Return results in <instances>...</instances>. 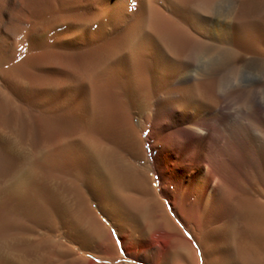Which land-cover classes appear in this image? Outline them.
Masks as SVG:
<instances>
[{
    "label": "bare ground",
    "instance_id": "1",
    "mask_svg": "<svg viewBox=\"0 0 264 264\" xmlns=\"http://www.w3.org/2000/svg\"><path fill=\"white\" fill-rule=\"evenodd\" d=\"M260 16L0 0V264H264V70L229 80L264 58Z\"/></svg>",
    "mask_w": 264,
    "mask_h": 264
},
{
    "label": "rangeland",
    "instance_id": "2",
    "mask_svg": "<svg viewBox=\"0 0 264 264\" xmlns=\"http://www.w3.org/2000/svg\"><path fill=\"white\" fill-rule=\"evenodd\" d=\"M242 1H243V9L246 12L247 11H248V13L254 12V13H257L258 15H261L260 16V19H261L262 22H264V20H263L264 19V1H262V0H253V1H251V0H242ZM257 1H259V2H257ZM239 64H244L246 68L252 69V70H264V58H260V57H251L250 55H243L240 58V60H239ZM246 98H247L246 94H243V104L244 105L247 103ZM2 103H3L2 106H4L5 104L7 105L8 103L10 104V99L7 100V102H5V100H3ZM23 103L25 104V102H23ZM245 106H247V104ZM30 108H28V109L30 110V114L32 116L31 123L25 125L26 127L25 126L23 127L21 124H19V126L17 128H19L20 131H23V128H27L28 127L26 130L24 129V131H26V133L28 131L31 132L30 134H32V135H30V139L32 141H34V143L40 144L42 141L45 140V138H47V134H48L47 132H49L48 131V126H47V123L46 122L40 121L39 119H35L36 117H34V116L35 115H39V114H37L38 112L36 110V107L34 108L33 106H31ZM12 112H14V111L13 110H9L8 113L6 112V115H8L7 117H11ZM15 112H17V111L15 110ZM35 120H37L38 122L39 121L40 122H43V123H40L39 122V125H38V123H36L37 121H35ZM45 126H47V127H45ZM42 128H43V130H42ZM6 129L7 128H5V130ZM40 130L43 133H41ZM1 134H3V136L7 135V134H5L3 132H1ZM40 134H42L41 135L42 141L39 138ZM255 190H256V193H257L256 195H257L258 199L260 201L264 202V194L262 193V191H261V189H260V187L258 185L255 187ZM97 262H101V263H104V264H109V263H115V264H119V263L127 264L128 263V264H130V263H134V261L132 260V258H130L129 256L125 255L122 251H120L119 257L116 260H114L113 262H108L106 260L105 261L104 260L103 261H97Z\"/></svg>",
    "mask_w": 264,
    "mask_h": 264
},
{
    "label": "clouds",
    "instance_id": "3",
    "mask_svg": "<svg viewBox=\"0 0 264 264\" xmlns=\"http://www.w3.org/2000/svg\"><path fill=\"white\" fill-rule=\"evenodd\" d=\"M195 58L197 60L203 58V59H208L207 56H202V52L200 50H197L196 51V56ZM245 67L244 64H237L234 66V68L231 70L230 74H229V80L231 81V84H235V85H238L239 82H240V74H241V71L242 69ZM261 92H264V89H261V88H257L255 89V93L258 95L260 94ZM217 93L222 95V90L220 89H217ZM229 103L228 100H225L224 101V104L221 105V107H224L225 105H227Z\"/></svg>",
    "mask_w": 264,
    "mask_h": 264
}]
</instances>
